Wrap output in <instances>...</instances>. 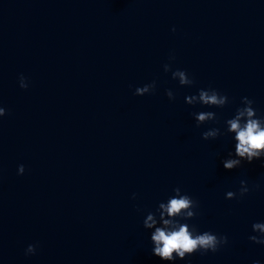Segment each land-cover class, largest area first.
I'll return each mask as SVG.
<instances>
[{
    "label": "water",
    "instance_id": "1",
    "mask_svg": "<svg viewBox=\"0 0 264 264\" xmlns=\"http://www.w3.org/2000/svg\"><path fill=\"white\" fill-rule=\"evenodd\" d=\"M202 89L228 103L186 101ZM244 97L264 117V0H0V264H264L249 240L264 223V158L222 163ZM177 187L198 204L180 223L228 238L217 252L154 255L143 221L163 227L156 210Z\"/></svg>",
    "mask_w": 264,
    "mask_h": 264
},
{
    "label": "clouds",
    "instance_id": "2",
    "mask_svg": "<svg viewBox=\"0 0 264 264\" xmlns=\"http://www.w3.org/2000/svg\"><path fill=\"white\" fill-rule=\"evenodd\" d=\"M176 31L175 28L172 29ZM174 59V57H170ZM165 73L171 71L170 64L164 65ZM172 79L179 81L181 86H191L193 80L188 74L182 70L172 71ZM19 86L27 89L28 83L23 75L19 77ZM156 88L155 82L138 87L135 90L136 96H144L154 92ZM168 99L174 100L172 91L166 93ZM189 104L196 102L204 106L223 108L228 103V97L221 95L214 89L200 90L198 95L185 98ZM243 107L236 109L233 118L226 121L227 131L235 134V153H229V157L222 161L226 170H232L241 166L243 161L252 163L254 159L264 158V117H258L256 110L253 108V101L244 97L242 99ZM6 115V110L0 107V118ZM214 112H199L195 114L196 125L205 124V122L216 120ZM221 135L218 128H212L202 134V139L215 140ZM25 169L23 165L18 168V174L23 175ZM174 195L170 196L166 203L161 202L158 205L156 213H159L163 222V227H156L157 220L154 214L149 212L147 218L143 221L145 229L155 228L151 234V242L155 245L153 253L155 256L166 261H175L176 259L184 260L187 256L200 252L206 254L208 252L215 253L219 248L228 243L226 236H217L211 232L199 233L196 227L188 223H180V220H192L196 216L194 209L198 207L187 194H182L179 187L175 188ZM249 193V187L245 181H241L239 189V197L243 198ZM237 198V193L229 191L226 193V199L232 200ZM135 199V196L133 197ZM165 215L170 219H165ZM254 235L249 236V240L254 244L264 245V223L257 222L252 225ZM173 252L176 256H173ZM36 246L29 245L25 251V255H34ZM254 264H259L255 261Z\"/></svg>",
    "mask_w": 264,
    "mask_h": 264
}]
</instances>
